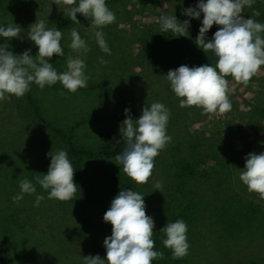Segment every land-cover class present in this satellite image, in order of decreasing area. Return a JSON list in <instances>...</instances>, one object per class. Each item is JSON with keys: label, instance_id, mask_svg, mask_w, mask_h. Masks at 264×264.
I'll return each instance as SVG.
<instances>
[{"label": "rangeland", "instance_id": "374dc122", "mask_svg": "<svg viewBox=\"0 0 264 264\" xmlns=\"http://www.w3.org/2000/svg\"><path fill=\"white\" fill-rule=\"evenodd\" d=\"M107 6L115 13V20L101 29L110 55L99 48L90 16L60 29L64 55L54 53L46 58L58 72L66 70L69 58L84 60L86 87L70 92L59 81L43 88L31 83L23 96L8 94L0 101V264H85V255L105 256L98 247H104L103 240L111 234L112 225L103 220V213L121 187L98 179L93 173V161L83 160L94 200L88 213L90 231L86 232L80 225L81 189L74 177L76 192L70 200L50 199L34 177L47 172L51 158L46 157V152L64 148L66 142L96 150L105 142L107 133L124 126L125 117L113 120L112 114H121L125 108L148 107L155 101L175 105L166 126L171 141L154 157L147 182H135L123 172L122 165L114 162L115 158L100 160L134 191L145 194L146 214L155 222L154 248H163L166 236L160 228L176 217L186 222L187 232L194 229L189 224L193 212L200 210L196 202L202 193L206 199L224 198V193L215 195L210 187L233 172L227 188L231 193L223 191L233 196V203L226 213L221 208L224 212L219 213L216 222L220 226L218 243L224 249L219 253L211 247L202 252L197 264H264V198L248 191L239 179L245 155L264 151V65L247 84L226 76L230 110L206 113L197 106L181 107V98L169 86L168 70L154 68L158 59L152 54L160 50L159 40L166 36L158 29L160 16L181 14L188 18L182 12L187 0H119ZM68 7L63 0H0V23H15L22 30L20 37L7 40V47L14 53L31 49L35 59L37 46L27 36L29 26L39 18L46 27L53 28L67 14L63 10ZM73 28L85 39L87 52L70 47ZM4 42L0 38V43ZM146 48L150 57L145 56ZM100 57L107 62L100 63ZM30 98L44 120L60 134L34 118V109L27 100ZM140 115L141 111L131 117ZM24 177L32 180L37 193L43 196L38 205L34 204L35 194L25 193L19 201L13 200L20 192L18 181ZM158 181L162 192L154 189ZM173 207L179 216L168 213ZM98 240L100 244L96 246ZM160 252L161 259L169 264L189 263L183 259L186 255L180 260L173 257L168 247Z\"/></svg>", "mask_w": 264, "mask_h": 264}, {"label": "clouds", "instance_id": "9594fccd", "mask_svg": "<svg viewBox=\"0 0 264 264\" xmlns=\"http://www.w3.org/2000/svg\"><path fill=\"white\" fill-rule=\"evenodd\" d=\"M56 3V0H51ZM70 7L63 10L73 21H78L77 13L85 17L91 15V24L96 28L94 35L99 48L111 54L103 26L115 20V13L107 6L105 0H63ZM255 0H196L195 6H188L182 12L188 17L201 19L195 43L205 53L207 50L217 57L215 65L210 63L199 66L182 64L169 69L166 76L169 86L177 97L179 104L197 106L203 112H225L231 109L229 99L230 88L226 76L243 84H247L259 67L264 65V23L245 18L241 15L245 6H251ZM182 3V0H181ZM257 15L259 13H256ZM217 30L209 39L206 33L213 24ZM160 31L170 32L174 36H188L190 21L179 20L174 14H162L159 18ZM21 27L13 23H0V101L8 94L23 96L30 89L31 83L43 88L59 81L64 88L75 92L87 86L88 76L85 74V62L81 58H69L66 70L58 72L48 59L57 54L64 55L61 45L62 33L58 27L48 28L43 19H37L29 26L28 38L37 46L35 59L30 55L31 49H24L16 54L7 47V40L20 37ZM70 47L74 50L88 51L86 41L76 28L71 30ZM100 63H106L99 58ZM124 127L121 129L125 139L124 149L115 156L123 172L137 183H145L152 174L154 157L171 141L167 134V123L170 110L159 101L143 107L141 115L133 119L130 109L125 108ZM50 157L47 172L34 177L45 190L48 197L59 200L73 199L76 182L73 180L74 167L65 148L51 149L45 153ZM240 181L248 191L257 192L264 198V151L249 152L245 155ZM20 192L13 196L14 201L22 199L23 194H35L34 204L38 205L43 196L36 191V186L27 177L18 181ZM161 182H156L154 189L160 190ZM162 192V191H161ZM145 194L121 188L111 200L110 206L103 213V220L110 222L111 234L105 236L103 246L106 254L84 256L85 264H152L163 253L154 249V219L146 214ZM166 238L162 243L172 250L175 258L188 254L187 224L182 218L165 224L160 228Z\"/></svg>", "mask_w": 264, "mask_h": 264}, {"label": "trees", "instance_id": "16d2710c", "mask_svg": "<svg viewBox=\"0 0 264 264\" xmlns=\"http://www.w3.org/2000/svg\"><path fill=\"white\" fill-rule=\"evenodd\" d=\"M118 1L119 0H105L106 4L109 5H114V3H117ZM195 4H196V0H187V7L195 6ZM256 13L259 14L257 15ZM76 15L78 21L71 20L68 17V15L65 14L63 17H61L58 20V22L54 27H58L59 29H62L70 25H74L75 23L80 22L83 19H87L88 17L91 16L89 15L88 17H85L80 13H77ZM241 15L244 16L245 18L250 16L254 20L264 23V0H255V2L250 7L245 6L243 8V12L241 13ZM175 16L181 21L185 19L191 21L188 28L189 35L174 36L170 32L163 33L166 36L163 37L161 40H159L160 43L158 44V48H160V50L156 49L157 51L154 54H152L154 55V57L152 58L158 59L157 61L158 65L155 64L154 68L159 67V69L169 70V69H175L182 64H186L190 67L193 65L199 66L201 64H206V63L215 65L217 57L211 52V50H207L205 53L195 43V37L198 34L203 13H201V19L183 17L181 16V14H177ZM218 27L219 26L214 23L207 31L206 37L210 39L212 37V34L217 30ZM158 29L160 31V26L158 27ZM261 35L264 36V32H262ZM147 48H146L145 56L150 57L151 52L147 51L148 50ZM167 48L170 50H168ZM16 54H19V52H17ZM167 85L168 84L166 83L165 86ZM27 100L34 109V114H33L34 118H36L38 121L41 120L45 124V126L48 127L49 130L53 131L55 134L57 135L60 134L61 131L52 128L50 124L44 120L45 118L43 117V115H41L38 109H35L37 106L34 105V101L31 98ZM174 105L175 103L173 102L170 106H166V107L169 110H173ZM184 108H189V106H184ZM141 110H142L141 107L130 109V112L127 115L130 116L136 115ZM125 116L126 113L121 112V114H112L110 117L113 120H115L117 118H123ZM103 117H105V115ZM115 123L117 125H120V123L116 121ZM105 137H106L105 142L96 150L81 148L73 144L69 145V142H66L67 146L64 145V148L67 150L68 156L74 167L73 177L77 181L81 189V202L83 209L80 214V225H81V229L86 232L90 231V217L88 213H89V209L94 204V200H93V194L91 192L92 187L90 186V183L85 174L84 167L82 164L84 159L93 161L95 167L93 169V173L96 174L98 179H100L104 183L118 185L121 188H125V189L130 188L131 190H133L130 184L120 180L114 172H112L106 165H104L100 161L101 159L104 158L107 159L115 158V156L124 149L125 139L122 133H120V128L113 129V131L107 133ZM231 165L236 167V164L233 161L231 162ZM229 170L232 171V167H230ZM232 174L233 172H231V174L226 178L216 181L215 187H210L211 189L215 190L214 191L215 195H220L221 192L224 193V198L221 199V196H215L214 198L206 199L205 195L202 193V198L196 202V204L198 205V209L200 210L195 209L196 211L193 212L194 217L192 216L193 220L191 224H189L191 228L193 227L195 228L189 229L187 232L189 250H188V254L186 255V258H183L184 261L189 262L191 264H197V260L202 258V252L210 249L211 247L215 252L218 251L219 253H221V251L224 249V247L218 243L220 226H216V222H218L217 218L219 216V213H223L224 210L226 213V208H229V205L233 203V196L228 193L230 191H228L227 189L229 181L231 179L230 176ZM221 183L222 184L225 183L226 185L220 186ZM223 191H228V192H223ZM193 194L198 195V192H194ZM236 199L238 198L236 197ZM222 207L224 208V210H221ZM167 211L170 215H173L172 213L176 212L174 207L172 209H168ZM203 214H206L207 218L201 217ZM176 215L179 216L180 212L179 213L176 212ZM206 220L208 224L206 223ZM154 233L155 231H153V235ZM99 244H100L99 240L95 242L96 246H98ZM98 248H100V250L104 251L106 254L105 247L99 246ZM154 249L158 251L164 250L165 246H163V248L160 249L156 246ZM180 259L181 258H179V260ZM179 260H175V263L179 262ZM152 264H169V263L166 260H162L160 257L154 259L152 261Z\"/></svg>", "mask_w": 264, "mask_h": 264}]
</instances>
